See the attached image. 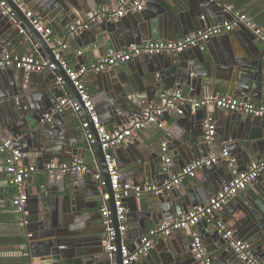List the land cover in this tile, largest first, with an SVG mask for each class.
<instances>
[{
  "label": "water",
  "instance_id": "water-1",
  "mask_svg": "<svg viewBox=\"0 0 264 264\" xmlns=\"http://www.w3.org/2000/svg\"><path fill=\"white\" fill-rule=\"evenodd\" d=\"M6 1L13 10L23 16V20L28 26L26 35L30 42L27 45H34L41 52L43 59L50 60L57 66V70H54L48 77L44 74L29 73L30 77L27 81H23L20 78L22 75H17L19 71L14 69L3 70L0 75V107L11 99V109L15 113L9 120L0 116V135L3 136L2 139L6 137L13 139L16 147L25 153L39 152L38 161L42 160L44 163L39 164V171L45 173L44 183L38 185L37 192L28 191V201L25 206V212L30 213L25 216L27 226L32 223L38 225L30 237L32 240L30 243L31 256L41 257L42 264H112L110 255L103 244L105 227L97 229L93 226L92 220L97 212V206L89 205L86 201L87 197L102 195L105 191H109L117 229L118 250L115 254L118 264H123L121 248L124 239L119 231L114 191L102 142L94 127L92 126L94 140L89 142V148L99 161L100 172L107 181L106 190L100 192L97 181H92L91 178L96 173L94 170L82 175L70 173H61V175L60 172L58 174V172H49L45 169L47 161L49 162L46 164L50 162L60 164L65 158L72 159L73 144L77 141L74 140L75 133H70L75 128L74 121L66 126L60 121L53 123L45 116L47 113H52V109L60 98L65 97L62 85L58 82L59 76H64L63 84L69 88L74 98L80 99V95L61 61L56 58L57 47L36 30L16 0ZM55 1L57 3L55 8H57L60 18L67 20L71 19L73 15L76 16L86 11L88 5H90V9H95L97 4L104 3V0ZM147 8H153V5L148 4ZM207 10L221 14L226 12V6L219 0H161L157 15L153 16L151 12H136L128 14V19L121 18L100 23L99 29L96 30L97 40L108 45V49L112 47V51H118L134 43L140 44L148 39L174 40L178 35L181 38L190 32L199 31L201 27H198L196 21L205 24V18L203 17L202 20L201 16L207 13ZM14 22L15 19L5 14L0 7V55H4L6 48L12 47L10 41L13 36L15 37L18 32L20 35L24 32V25L16 29ZM238 29L232 35L228 33L211 39L215 43L217 39L227 40L231 36H236L240 42L243 52L233 60H229V64L224 68L220 66L222 60L219 62L212 51H210L211 57H209L201 47H195L182 53L145 56L141 63H128L126 73L131 86H127L122 92H115L114 90L117 88H108L114 94L102 108V113L106 114V123L110 125L113 121L130 117L135 111H143L144 101L150 99L147 96L148 88H158L155 81L157 73L166 74L174 88H182L183 84L190 86L192 88L190 95L194 97L199 95L198 93L202 89L212 88L218 89L219 92L225 90L232 97L260 101L264 96V42L246 27L241 26ZM207 44L209 45V43ZM229 53L230 51L227 54ZM194 70L198 72L197 75L192 76ZM222 72H225V75H222ZM102 76L105 75L102 74ZM118 76L120 82H126L125 74ZM175 83L178 85L177 87H175ZM115 85V87L119 86V84ZM99 86L101 91H107L106 87H102L100 84ZM18 95H26L28 102L23 98L20 99ZM14 97H18L16 101ZM84 112L85 117L90 120L87 109H84ZM225 112L227 111L220 109L223 121L219 131L223 136L211 145L201 140L202 135L196 130L201 123L204 125L206 120V116L202 115L199 110L193 113L191 106L187 104L184 108L166 111L160 118L169 119L170 125H174V129H176L170 133L168 131L169 134L164 136L169 141V149L173 153V163H176V169L173 170L170 163L162 169L163 158L157 160V156H154L149 162H146L138 157L136 151H133L130 162L122 164L123 172L137 179H141V176L144 175L143 178L147 179V182H153L159 177L169 180L172 175L179 173L191 161L208 156L210 153L219 152L220 147H228L227 149L236 160L237 166L263 159L264 116L256 117L229 111L228 114H225ZM225 115L227 116L225 117ZM166 129L168 128L164 127V130ZM216 138L217 136H215ZM134 144L137 145V141H134ZM87 149L85 147V153ZM129 149L132 150L131 145H129ZM68 153L71 156H67ZM223 160L224 162H222ZM225 167L232 173L229 161L223 158L216 164L207 167L204 170L206 181H202L198 177L199 185L191 183L189 178H184L176 190L177 193H175V189L170 191L175 198L173 205L164 204V195L160 194L155 200L161 202V209L167 216L165 220L186 214L192 207L208 203L211 197L210 193L219 191L226 182L221 172ZM238 171L240 170L238 169ZM256 180H260L258 182L261 183H257ZM256 180L255 184H260L258 186H260L261 196L255 195L251 191L246 195L239 193L235 196L236 198L232 199V205L225 204L222 211L217 212L213 220L216 224L220 213H224L228 220V226H232L238 232L239 237L249 243L254 255L264 259V176L258 177ZM32 182L33 178H30L29 183ZM28 185V182H25L23 187L27 188ZM254 187L255 185H252V188ZM169 210L171 211L169 214L165 212ZM140 225L143 231H147L148 227L144 221L141 220ZM198 226H201V223ZM100 233L101 241L94 242L99 240ZM214 233L221 239L219 245L224 246L226 241L221 238L218 230H215ZM227 257V251L220 256L222 259ZM144 258L143 263L145 264H198L195 257L193 261L191 257L186 256L184 247L181 250L173 240L166 239L159 240L147 255H144ZM238 260L243 264L239 258Z\"/></svg>",
  "mask_w": 264,
  "mask_h": 264
},
{
  "label": "built area",
  "instance_id": "built-area-1",
  "mask_svg": "<svg viewBox=\"0 0 264 264\" xmlns=\"http://www.w3.org/2000/svg\"><path fill=\"white\" fill-rule=\"evenodd\" d=\"M148 2L149 0H115L112 4L102 5L88 12L84 19L76 20L72 23L69 28V36L73 38L102 22L118 20L129 13L141 12L146 8ZM0 7L5 14H8L13 19L16 18V11L8 5L6 0H0ZM226 10L231 13L232 17L230 20H226L223 23H218L204 30L189 33L174 40H149L140 44H132L119 52L103 55L97 62L89 66L84 65L79 70L70 68L63 60V56L56 50V58L61 61L68 76L74 82L79 92L80 99L74 98L73 96L61 98L52 109V113H47L45 116L51 121L52 114L62 113L71 109L75 115L82 118V128L87 140H94V130L92 126L97 131L105 152L110 181L114 191L119 231L123 236L127 230V209L125 206V200L127 198L131 196L139 198L144 193H168L178 187L184 178H195L202 169L216 164L221 158L227 159L232 169V179L224 184L219 191L209 199L208 203L192 207L186 214L166 219L159 226L150 228L142 236L140 243L134 249L123 244L121 248L123 264L137 263L140 258L146 255L154 246L157 238L169 236L175 231L191 232L200 222L214 218L216 213L223 208L226 202L247 189V187L264 172V158L252 162L247 170L238 171L236 160L231 156L230 151L225 148L221 152L212 153L208 156L191 161L181 169L179 173L171 176V178L163 184H151L141 187L132 184H122L120 164L114 150L131 140L135 137V134L141 130L151 128L153 125L164 129L165 125L161 121L160 116L166 111L184 108L181 106H186L187 104L191 106L193 112H197L199 109L205 107H217L229 112L262 117L264 116V103L257 105L227 94L219 95L211 92H206L201 97H194L188 94L185 95L181 90L164 91L159 95V100L156 104L145 107L141 114L131 117L122 127L110 130L102 122L96 111L95 104L91 94L85 88L82 76L90 71L103 72L108 69L121 67L137 57L182 53L195 47L204 49L212 38L231 33L234 29H238L241 26L251 30L259 40L264 42V28L258 25L248 14L240 11H233L230 7H226ZM26 16L31 20L36 30L50 42L53 29L36 18L32 11H27ZM59 44L64 50L70 48L66 42H59ZM52 45L56 46L55 44ZM8 69L24 70L28 73H42L45 71L53 72L57 70V66L50 60L39 59L34 55L5 54L0 56V71ZM58 81L64 83V76H59ZM84 109H87L90 120L85 117ZM204 129V140L208 143L212 142L215 139L217 131L213 117L206 118ZM161 152L164 164L167 166L172 160L169 141L167 139L161 142ZM0 153L6 156L5 164L9 182L19 189V193L12 199V204L15 211L21 215V226L26 227L28 223L25 217V206L28 201V194L22 192V187L25 181L38 171V167L36 165H19V162L25 157V153L16 147L14 140L11 138L0 141ZM45 169L49 172H72L75 174H85L91 171L87 164L78 159L71 160L70 162H62L60 164L50 162L46 165ZM94 177L99 182L101 190H106L107 181L104 179L102 173L97 171ZM110 200L111 193L105 191L102 194L101 200V214L105 226L104 246L110 255L112 264H118L115 254L118 250L116 242L117 229L114 223ZM217 229L225 239L228 249H230L243 264H264V259L254 255L249 244L245 241L237 239L234 230L229 228L228 225L219 222ZM191 235V251L197 259L198 264H213L212 259L208 255L202 235L197 231H192Z\"/></svg>",
  "mask_w": 264,
  "mask_h": 264
},
{
  "label": "crops",
  "instance_id": "crops-1",
  "mask_svg": "<svg viewBox=\"0 0 264 264\" xmlns=\"http://www.w3.org/2000/svg\"><path fill=\"white\" fill-rule=\"evenodd\" d=\"M16 1L18 2L19 7L21 8V10L25 14L27 11H32L36 18L40 19L45 25H47L53 29V35L50 39V42L57 46L58 52L62 56L64 55V57L68 61V66L70 68H73L74 70H79L84 65L89 66L92 63L97 62L101 58V56L119 52V51H121L127 47V46L123 47L118 51H112L113 50V49H111L112 47H110L108 49V47H107L108 45H105L103 42H101V40H97L96 30L99 29L100 24L95 25L92 29H90L88 31H84V32L76 35L73 38H71L69 36V28H70V25L72 23H74L76 20L84 19L85 15L88 12H91V11L97 9L102 5L114 3L115 0H104V3L102 5L97 4L95 9H90V5H88V7H87L88 9L86 11L81 12L76 16L73 15L74 17L72 16L71 19H69V20L60 18V15L57 11V8H55L57 6V3L55 0H37V1L36 0H16ZM160 1L161 0L149 1L148 4L149 5L152 4L153 8H147V6H146V8L141 12H148V13L151 12L153 14V16L157 15V9H158ZM221 3L223 5H225L226 7L232 8L233 11H240V12H244V13L248 14L256 23L260 24V26H262L264 28V0H225V3H223V2H221ZM206 12L207 13H204L201 16L202 20H203V17L205 18L204 19L205 24L200 23V21H196L198 27H201L200 30H204V29H206L210 26H214L218 23H223L226 20H230L232 17L231 13L228 12L227 10L225 13H221V14L218 12H211L209 10H207ZM127 17H128V15L122 17V19H128ZM14 19H15L14 27L16 29L20 28L22 25H24L25 29L23 30L24 32L21 33V35L18 32V34H16L15 37L13 36L11 38L10 42H12V43H10V44L12 47L10 49L6 48L4 51L5 52L4 55L5 54L34 55L35 57H37L39 59H43L41 52H39L34 45H31V46H30V44L27 45V43L30 42V39L26 35V33L28 32L26 30L28 26L25 24V22L23 20V16H21L20 14L17 13L16 18H14ZM128 21L130 22V20H128ZM235 30H239V29H234L230 35H232V33ZM193 32H196V31H193ZM193 32H190V33H193ZM178 38H180L179 35L175 39H178ZM95 40H97V41L94 43ZM149 40H156V39H148L145 41H149ZM158 40H160V39H158ZM145 41H143V42H145ZM59 42L68 43L70 48L66 49V50L62 49ZM208 43H209V45L206 44L203 51L209 57H211L210 51H212L215 54V56L217 57V59L219 60V62H221V60H222V62L220 63L221 68H224L225 65L229 64L228 63L229 60H233L235 57H238L241 52H243V49L241 48L240 42L238 41L236 36H231L230 38H227V40H218L217 39V40H215V43L210 40ZM134 44H137V43H134ZM228 51H230L229 54H227ZM79 52H81V53H79ZM0 56H3V55H0ZM143 59H145V56L134 58L129 63L130 64L136 63V62L141 63ZM128 65L129 64L127 63L121 67H117V68L108 69L106 71H103L102 74L105 75L104 77L102 76L101 72H98V71H90L87 74L82 76L85 88L91 94V97H92L93 102L95 104L96 111L98 112L102 122L110 130H114V129L122 127L131 117H133L135 115H139L142 112V110L141 111H135L134 113H132V115L130 117H127V118L120 120V121H113L110 125L108 123H106L107 121H105L106 114L102 113L103 106L110 101V96L112 94H114V93L110 92L108 90V88L109 89L110 88H117V90H114L115 92H118V91L122 92V91H124V89L127 86H131L129 76L126 73V71L128 70ZM8 70H10V69H8ZM15 71H19V72H17V75L18 76L22 75L20 78L23 79V81H27L28 77H30L29 73L24 71V70H15ZM197 72L198 71L194 70L192 72V76L197 75ZM1 73H2V71H0V75H2ZM39 74H44L46 77H48L52 74V71L51 72L45 71V72H42ZM39 74H37V75H39ZM120 74L121 75L125 74V76H126L125 77V80H126L125 83L120 82V80L118 78L119 77L118 75H120ZM222 75H225V72H222ZM36 77H39V76H36ZM138 78H140V77H138ZM155 81L158 85L157 86L158 88H153V87L148 88L147 96L150 99L144 101L143 106H142L143 109L145 107L151 105V104H156L159 100V95L164 91L181 90L185 95H187V94L190 95L192 92V88L190 86L184 85V84L182 85V88H179V87H177L178 85L175 83V87H177V88H174V85H172L170 79L164 73H157L155 76ZM59 84L62 85V90L65 93V97H72L73 96L72 93L70 92L69 88L64 86V84L61 82H59ZM99 84L102 87H106L107 91L106 90L101 91ZM115 84H119V86L115 87L116 86ZM206 92H211V93L219 94V95L227 94V91H225V90L219 92L218 89H212V88L207 89L206 88V89H202L201 91H199V93H198L199 95H197V97L203 96ZM18 96L20 99L23 98L26 100V102H28V98L26 95H24V96L18 95ZM14 98H15L14 100L16 101L18 97H14ZM241 99H243V98H241ZM10 101H11V99L4 102L3 105L0 107V116L4 117V119H6V120H9L10 118H13V116H14L13 115L14 110L11 109ZM247 101L254 103V104H257V105L262 104V103H264V96H262V99H260V101H256L254 99H252V100L248 99ZM181 107H185V105L181 106ZM199 111L202 113V115L206 116V118L207 117H213V120L216 124L217 131H216L215 136H217V138L214 139L215 141L213 140L212 142L209 143V144L213 145V144H215L214 142L219 141L220 137L223 136L222 132L219 131L220 124L223 121L222 120L223 116L220 115V109L217 107H205V108L199 109ZM193 113H196V112H193ZM228 113H229L228 111L225 112V114H228ZM53 115H54V118H53L54 120L53 119L51 120V122H53V123H55L56 121H60L63 125H66V126H69L72 123V121H74L73 123H75V128L70 131V133H75L76 138L74 140H77L73 144L74 152L72 155V159L65 158L63 162H70L71 160H77L78 159V160L83 161L85 164H87L91 170H94L96 172L101 171V167H100V164H99L97 157L94 155V152L89 148V142H93V141L87 140L85 135H84V131L82 128V118L75 115V113L71 109L66 110L62 113H54ZM226 116L227 115H225V117ZM160 119L164 123L165 127L168 129L164 130V129H161L160 127L156 126V125H153L151 128L137 132L135 134V137H133L131 140L125 142L124 144H122L121 146H119L118 148H116L114 150L115 155L117 156V158L119 160L120 167H121L122 184H132L135 186L144 187V186L151 185V184H163L165 181H167V178L159 177L158 179L156 178L155 181H153V182H147L146 181L147 179L143 178V177H145L144 175L141 176V179H137V178L132 177L130 175L129 176L126 175L122 169V164L126 163V162H130V160L132 159L131 155H133V151H136V153L138 154V157L141 158L142 160L146 161V162H149L151 160V158H153L154 156H157V158H156L157 160H159V158H162L161 142L163 140H165L164 136L166 134H169L170 131H173L176 129H174V125H170L171 122L168 121L169 119H167L165 117L160 118ZM202 124L203 123H201V125L199 127H197L196 130L202 135L201 140L205 141L204 140L205 129H204V125H202ZM168 131H169V133H168ZM2 138H3V136L0 135V141H3L5 139H9V137L8 138L6 137L5 139H2ZM134 141L135 142L137 141V145L134 144ZM129 145L132 146V150L129 149ZM85 147L88 148L86 153H85ZM227 148L228 147H226V149ZM223 149H225V148L220 147L219 152H221ZM84 153H85V155H84ZM210 154H212V153H210ZM171 155H172V160H171L170 164H171L172 169L175 170L176 169V166H175L176 163H173V153L172 152H171ZM67 156H71V154L68 153ZM5 157H6L5 154L0 153V208H6L8 203L12 202V199L19 193L18 187H16L15 185H13L9 182V176H8V173L6 172ZM38 158H40L39 152L30 151L29 153H25V157L19 162L20 166L36 165L38 167V171L35 172V174L31 177V179L33 178V182L29 183L30 178L28 180H26L25 182H28L29 185L27 188L22 187V192L28 193V191H29V192L35 193V192H37L38 185H41L42 183H44L43 179H45V173L42 171H39V164L42 165L44 163H42V160L38 161ZM263 158H264V156H263ZM255 161H258V159L253 160L252 162H255ZM47 162H49V161H47ZM222 162H224V160ZM252 162L243 163V165H238L237 168L240 171H245L249 168V166L251 165ZM46 163H45V166L47 165ZM167 166H165L164 161H163L161 168L163 169ZM205 169L206 168L202 169L195 178H189L191 183L199 185L197 183L198 177H200V179H202V181H206L207 177L204 174ZM221 172H222V175L226 181L225 184L232 179L233 174L230 173V171L226 167H225L224 171H221ZM69 173L72 175L73 174L75 175V173H72V172H69ZM87 173H89V172H87ZM87 173H85V174H87ZM58 174H59V172H58ZM79 175H82V174H79ZM261 176H264V172H262L260 174L259 178ZM91 179H92V181L93 180L97 181L95 179L94 175L92 176ZM256 181H257V183H261V182H258L260 180H256ZM256 181L254 183L250 184L247 187V189H245L244 191L241 192V194L246 195L247 192L251 191V193H253L255 195L257 194L258 196H261V193L259 191L260 186H258L260 184H255ZM97 184L99 187V191L101 192V187H100V184L98 181H97ZM252 185H255V187L252 188ZM178 187L175 188V193H177L176 190L178 189ZM217 192L218 191H214L213 193H210L211 197L214 196ZM159 195L160 194L144 193L139 198L135 197V196H131L125 200V206L127 209V221H126L127 230L123 236V239H124V244H126L129 248L134 249L140 243L142 236L146 233V231L142 230V227L140 225L141 220L146 223V225L148 227L147 230H149L150 228H153V227H157L165 221V218L167 216L164 215V213L161 209V202L159 200H155V199H158ZM163 195H164L163 197L165 198V199L163 198L165 200L164 204L173 205V203L175 202V198H174L172 192H170L169 194L164 193ZM232 199H234V198H232ZM232 199H230L225 204H231ZM101 200H102V195L87 197V200H86L89 203V205L95 204L97 206V212L95 214L94 219L92 220L93 226L97 229H104V227H105L104 223H103V217L101 215ZM222 209L220 210V212L222 211ZM172 210H174V209H172ZM165 212L169 214V212H171V211L169 210V211H165ZM29 214L30 213L26 212L25 216H28ZM218 217L219 218H218V221L216 223L217 225L219 224V222H223L226 225H228V220H227L226 215H224V213H220V215ZM213 219L214 218H212L211 220L210 219L205 220V222H203V221L200 222L201 226L197 225L196 227H194L191 230V232L197 231L199 234L202 235L203 240H204V244H205L207 252H208V255L212 259L213 264H242L238 260L237 256H235V254H233L232 251L230 249H228L226 242H225L224 246L219 245V240H221V239L219 238V236H217L214 233L215 230H218V229H217V225L214 223ZM37 226L38 225L32 223V224H29L28 226L24 227L25 231L30 235V236L28 235L29 236V248H28L29 250L28 251H29L30 257H31V264H42L43 263V259L41 257L35 258V257L31 256V250H30V243L32 242V240H30V237L33 234V230H35V228H37ZM228 227L231 228L232 230H234L235 236L237 239L243 240L241 237H239L238 232L232 226H228ZM191 232L175 231L173 234H171L169 236L159 237L155 240L154 246L161 239L173 240L178 245L179 249L182 250V248L184 247L185 252H186V256L191 257L194 261V256H192L193 254L191 251V241H192ZM104 238H105V236H103V244H104ZM189 238H190V241H189ZM221 238L224 239L223 237H221ZM98 239H97L98 241H94V242H100L101 241V233H100V237ZM243 241H245V240H243ZM245 242L247 244H249L247 241H245ZM250 249H251V247H250ZM23 251H27V249H24V247H20L18 251L8 253V255L9 254L21 255ZM225 251L228 252V257L226 259L220 258L221 254ZM144 260H145V258L143 256L135 264H145V263H143Z\"/></svg>",
  "mask_w": 264,
  "mask_h": 264
},
{
  "label": "trees",
  "instance_id": "trees-1",
  "mask_svg": "<svg viewBox=\"0 0 264 264\" xmlns=\"http://www.w3.org/2000/svg\"><path fill=\"white\" fill-rule=\"evenodd\" d=\"M219 1L225 3V0ZM63 60L68 64L64 55ZM20 247L27 251H23L21 255H8L18 251ZM28 248L29 237L21 226V215L15 211L12 202H9L6 208H0V264H31Z\"/></svg>",
  "mask_w": 264,
  "mask_h": 264
}]
</instances>
